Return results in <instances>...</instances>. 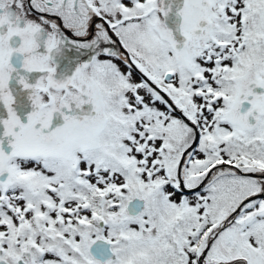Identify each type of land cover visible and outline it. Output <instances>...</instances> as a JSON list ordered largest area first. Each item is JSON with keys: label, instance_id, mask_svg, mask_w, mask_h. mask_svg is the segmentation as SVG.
<instances>
[{"label": "snow or ice", "instance_id": "1", "mask_svg": "<svg viewBox=\"0 0 264 264\" xmlns=\"http://www.w3.org/2000/svg\"><path fill=\"white\" fill-rule=\"evenodd\" d=\"M0 264H264V0H0Z\"/></svg>", "mask_w": 264, "mask_h": 264}]
</instances>
